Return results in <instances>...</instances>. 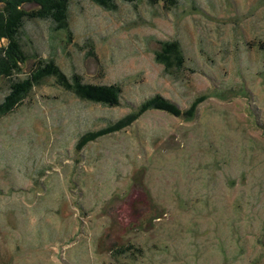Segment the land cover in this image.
<instances>
[{
  "label": "rangeland",
  "instance_id": "1",
  "mask_svg": "<svg viewBox=\"0 0 264 264\" xmlns=\"http://www.w3.org/2000/svg\"><path fill=\"white\" fill-rule=\"evenodd\" d=\"M115 1L71 0V39L21 32L25 75L39 58L121 95L49 78L0 116V264H264V0Z\"/></svg>",
  "mask_w": 264,
  "mask_h": 264
},
{
  "label": "trees",
  "instance_id": "2",
  "mask_svg": "<svg viewBox=\"0 0 264 264\" xmlns=\"http://www.w3.org/2000/svg\"><path fill=\"white\" fill-rule=\"evenodd\" d=\"M71 0H0V80L7 83L8 91L0 102V116L10 113L44 79H53L55 84L75 95L76 98L100 105L117 108L120 105L121 89L118 85H98L83 83L80 78H68L53 61L37 59L28 74L22 73L29 56L23 50L21 32L27 21H50L55 29L67 33L68 10ZM106 10L115 11V0H89ZM133 3L138 0H123ZM162 9L176 6V0H148ZM156 61L170 73L184 66V56L176 42L162 43L155 53ZM24 76V77H22ZM161 104V102H159ZM158 104V103H157ZM159 106L163 107V104ZM162 108V109H163ZM165 109V108H164Z\"/></svg>",
  "mask_w": 264,
  "mask_h": 264
}]
</instances>
